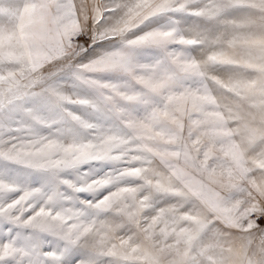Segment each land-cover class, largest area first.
Segmentation results:
<instances>
[{
  "label": "snow or ice",
  "instance_id": "6c2138e0",
  "mask_svg": "<svg viewBox=\"0 0 264 264\" xmlns=\"http://www.w3.org/2000/svg\"><path fill=\"white\" fill-rule=\"evenodd\" d=\"M0 264H264V0H0Z\"/></svg>",
  "mask_w": 264,
  "mask_h": 264
}]
</instances>
